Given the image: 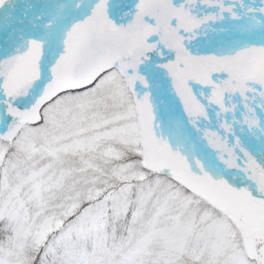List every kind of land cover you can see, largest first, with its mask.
I'll use <instances>...</instances> for the list:
<instances>
[{
    "label": "snow or ice",
    "instance_id": "snow-or-ice-1",
    "mask_svg": "<svg viewBox=\"0 0 264 264\" xmlns=\"http://www.w3.org/2000/svg\"><path fill=\"white\" fill-rule=\"evenodd\" d=\"M0 264H264V0H0Z\"/></svg>",
    "mask_w": 264,
    "mask_h": 264
}]
</instances>
